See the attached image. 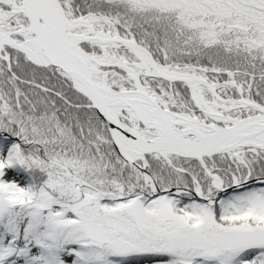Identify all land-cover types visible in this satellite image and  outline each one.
Instances as JSON below:
<instances>
[{"label":"snow or ice","instance_id":"obj_1","mask_svg":"<svg viewBox=\"0 0 264 264\" xmlns=\"http://www.w3.org/2000/svg\"><path fill=\"white\" fill-rule=\"evenodd\" d=\"M0 264H264V0H0Z\"/></svg>","mask_w":264,"mask_h":264}]
</instances>
